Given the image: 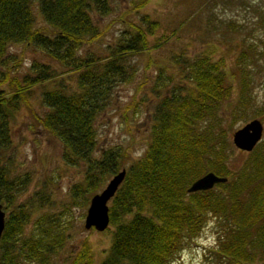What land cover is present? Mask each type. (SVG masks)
<instances>
[{
	"label": "trees",
	"instance_id": "obj_1",
	"mask_svg": "<svg viewBox=\"0 0 264 264\" xmlns=\"http://www.w3.org/2000/svg\"><path fill=\"white\" fill-rule=\"evenodd\" d=\"M147 1L135 0L132 8L140 10ZM239 2L243 14L250 15L249 0ZM111 10L110 0H0V203L4 210L13 207L0 239V264H51L64 244L53 219L40 217L25 231L29 213L15 202L30 177L14 172L8 155L7 108L28 104L35 85L50 81L32 121L60 141L67 162L85 164V177L74 185L72 197L87 202L106 178L126 169L109 201L113 229L104 258L95 263L83 243L69 264H173L209 222L215 224L214 245L204 253L206 264H264V138L231 170L225 165L231 142L221 125L225 113L232 122L264 119V11L253 14L250 25L227 21L230 36L219 39L225 50L217 60L207 54L181 56L188 84L174 85L170 76L157 86L147 146L123 166L127 152L120 146L93 155L96 120L117 85L131 79L128 56L148 48L147 35L158 22L147 14L141 16L142 25L130 22L129 33L106 57L82 53L103 32L92 14ZM18 43L37 53L24 73L21 58L9 55V46ZM230 54L234 60L228 68ZM57 66L72 79L56 80ZM158 78L162 82L165 77ZM252 105L259 108L255 115ZM208 171L227 181L189 192L191 183Z\"/></svg>",
	"mask_w": 264,
	"mask_h": 264
},
{
	"label": "rangeland",
	"instance_id": "obj_2",
	"mask_svg": "<svg viewBox=\"0 0 264 264\" xmlns=\"http://www.w3.org/2000/svg\"><path fill=\"white\" fill-rule=\"evenodd\" d=\"M134 1L110 0L112 10L107 15L92 14L93 20L103 32L100 38L82 48V53L89 52L95 56L106 57L123 37V33H129L130 22L142 25L141 16L144 14L158 22L154 32L147 35L148 48L128 56L131 79L117 85L107 108L96 120L97 147L93 155L99 157L103 149L120 146L127 152L123 166L139 157L147 146L151 114L157 100V86L166 83L170 76L174 85L182 87L188 84L182 75L184 72L180 64L181 56L207 54L211 59L217 60L225 50V43L219 39L230 36L224 29L227 21L239 19L238 21L243 20L244 24L250 25L254 21L253 14L259 10L264 11V0H249L250 8L247 12L250 15L246 16L240 7V0H148L137 11L132 8ZM38 20L39 24H44L42 20ZM9 55L21 58V71L24 73L28 71L31 60L37 53L18 43L9 46ZM233 60L232 54L226 56L228 68H231ZM57 71L59 74L56 80L63 81L65 78L62 76L71 79L73 77L64 67L57 66ZM159 74L165 77L162 82L158 78ZM50 83L53 82H46L45 86L42 83L35 85L28 104L22 103L18 109L6 110L12 135V146L8 155L12 157L13 170L16 173H27L30 177L15 203L23 204L29 213L26 232L40 217L53 219L63 231L64 244L55 252L56 257L51 264H69L71 257L79 252L83 243L89 246L90 257L98 263L109 248L113 227L109 225L103 231L84 227L91 195L87 202L79 201L72 197V189L75 184L83 181L85 164L67 162L60 141L32 121L33 111L41 108V92L50 87ZM233 86L236 87L235 84ZM235 96L234 91L233 97ZM251 108V114L255 115L258 107L252 105ZM251 118L232 122V118L226 113L222 117L221 125L231 142L225 165L231 170H236L248 153L233 145L231 135L237 127ZM262 123L263 139L264 119ZM12 209L10 206L5 210L6 217ZM214 229L215 224L209 222L200 236L181 251L173 264L208 263L209 260L204 259V253H207L208 247L214 245Z\"/></svg>",
	"mask_w": 264,
	"mask_h": 264
},
{
	"label": "water",
	"instance_id": "obj_3",
	"mask_svg": "<svg viewBox=\"0 0 264 264\" xmlns=\"http://www.w3.org/2000/svg\"><path fill=\"white\" fill-rule=\"evenodd\" d=\"M233 145L242 151L250 152L263 136V123L259 118H253L245 122L242 126L235 129L231 135ZM126 173L125 168L112 175L104 187L94 193L87 207L84 219L86 229L94 228L97 231H103L109 224V206L110 199L114 196ZM227 181V177L217 175L213 171H208L188 187L189 192L208 190L217 183ZM6 212L0 203V239L5 228Z\"/></svg>",
	"mask_w": 264,
	"mask_h": 264
}]
</instances>
